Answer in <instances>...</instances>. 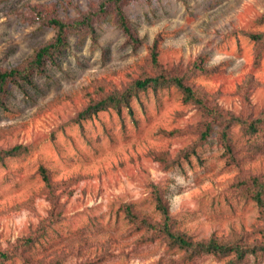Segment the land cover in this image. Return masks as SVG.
I'll use <instances>...</instances> for the list:
<instances>
[{"label": "rangeland", "instance_id": "rangeland-1", "mask_svg": "<svg viewBox=\"0 0 264 264\" xmlns=\"http://www.w3.org/2000/svg\"><path fill=\"white\" fill-rule=\"evenodd\" d=\"M103 1L0 0V70L52 39L48 17L75 26L87 16L53 62L7 85L0 151L24 148L0 157V264H228L187 258L140 220L162 222L157 193L173 231L194 241L264 243L259 207L238 184L264 178V0H118L131 36L115 0L102 11ZM159 72L193 98L170 83L77 118ZM234 264H264V253Z\"/></svg>", "mask_w": 264, "mask_h": 264}, {"label": "trees", "instance_id": "trees-1", "mask_svg": "<svg viewBox=\"0 0 264 264\" xmlns=\"http://www.w3.org/2000/svg\"><path fill=\"white\" fill-rule=\"evenodd\" d=\"M105 1L101 2L99 5V9L104 11L105 9ZM118 0H115L113 3L115 4V11L119 16V23L123 30L131 36V32L126 24L125 16L122 13L121 6L118 5ZM117 3V4H116ZM87 16L76 23V25H71L66 21L60 20L57 17H48L47 22L53 26L54 34L52 39L39 46L33 52L31 58L25 62V64L17 67H13L6 70H0V106L3 105V99L7 92V85L10 82L18 81L19 79L29 80V73L33 70L41 68L46 61H54V57L57 55V52L60 50L61 46L66 41V32L69 30H80V26L84 24L86 21ZM74 26V27H71ZM156 44L153 43L151 50H150V59L153 63L157 64L156 59ZM170 83H174L178 87L182 89L185 94V99L189 100L193 98L192 91L189 86L184 85L181 77L178 76H168L164 72L156 73L155 75L145 76L143 78H138L134 80L130 87L127 89H123L121 91H113L107 94L105 97H102L84 107L78 114V119H84L90 116L92 113H95L101 109L106 107H114L119 111L122 105L127 106L130 98L134 95L138 90L145 89L150 87L152 89H156L158 87L168 85ZM195 101H198L195 98ZM215 118V119H214ZM218 117H211L209 121L205 124V131L202 132V136L204 137L206 133L209 132V126L212 123H216ZM261 120V119H260ZM221 125L220 130V140L227 145L226 140L227 138V128L228 123L223 124L221 121L218 123ZM218 125V126H219ZM220 127V126H219ZM248 128L253 130L256 128V124L254 121H251L248 124ZM24 147L21 145H16L11 148L5 149L0 151V157L3 155H14L19 152ZM41 173H43V178L47 180L46 174L43 168H41ZM251 183H246V181L239 182L238 184L242 187V192L250 197L252 200L255 201L257 206L259 207L260 213L263 217L264 221V178L260 179L259 177H254ZM237 184V185H238ZM154 202H155V209L161 215L162 222L156 226L150 224L146 219H141L140 222L143 223L147 228H150L153 232H157L159 235L162 236L164 241L169 246H176L184 251L185 257L190 258L195 255H199L201 253H211L217 255L219 257H228V264H234L236 262H243L247 259L250 255H257L259 253H264V243H248L245 244L241 237L238 238H229V239H217L215 237H210L204 241H194L189 236L184 233L173 231V221L171 220L167 204L164 202L162 197L154 193ZM131 218L135 219V215L128 213ZM261 232V238L264 239V224L259 228ZM4 255V253H2ZM6 256V253H5Z\"/></svg>", "mask_w": 264, "mask_h": 264}]
</instances>
